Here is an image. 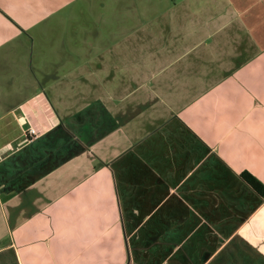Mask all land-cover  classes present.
I'll return each mask as SVG.
<instances>
[{
	"label": "crops",
	"instance_id": "1",
	"mask_svg": "<svg viewBox=\"0 0 264 264\" xmlns=\"http://www.w3.org/2000/svg\"><path fill=\"white\" fill-rule=\"evenodd\" d=\"M242 173L264 0H0V264H264Z\"/></svg>",
	"mask_w": 264,
	"mask_h": 264
},
{
	"label": "trees",
	"instance_id": "2",
	"mask_svg": "<svg viewBox=\"0 0 264 264\" xmlns=\"http://www.w3.org/2000/svg\"><path fill=\"white\" fill-rule=\"evenodd\" d=\"M241 178L244 180L246 184H248L256 193L261 196H264V187L258 182L252 175L248 173H242Z\"/></svg>",
	"mask_w": 264,
	"mask_h": 264
},
{
	"label": "built area",
	"instance_id": "3",
	"mask_svg": "<svg viewBox=\"0 0 264 264\" xmlns=\"http://www.w3.org/2000/svg\"><path fill=\"white\" fill-rule=\"evenodd\" d=\"M25 133L28 134L29 136H35L37 134V131L34 127L31 126L25 130Z\"/></svg>",
	"mask_w": 264,
	"mask_h": 264
}]
</instances>
